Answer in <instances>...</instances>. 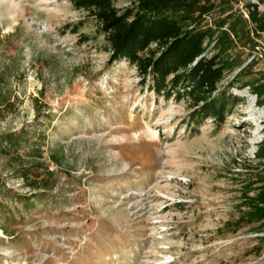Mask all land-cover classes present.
<instances>
[{"label": "rangeland", "instance_id": "374dc122", "mask_svg": "<svg viewBox=\"0 0 264 264\" xmlns=\"http://www.w3.org/2000/svg\"><path fill=\"white\" fill-rule=\"evenodd\" d=\"M240 56L254 63L219 83L223 122L195 125L186 94L165 99L127 61L109 64L70 0H0V264H264V233L226 226L264 138L243 86L263 80L264 51Z\"/></svg>", "mask_w": 264, "mask_h": 264}, {"label": "trees", "instance_id": "16d2710c", "mask_svg": "<svg viewBox=\"0 0 264 264\" xmlns=\"http://www.w3.org/2000/svg\"><path fill=\"white\" fill-rule=\"evenodd\" d=\"M70 2L95 19L109 64L127 61L141 84L149 81L148 88L165 99L186 94L194 106L188 119L195 125L204 117H211L216 127L221 125L232 101L227 91L219 90V83L237 69L230 84L247 76L254 57L244 65L241 52L264 51V8L259 7H264V0H132L124 9L113 0ZM238 3L242 8H234ZM208 48L213 50L210 56L205 54ZM243 86L251 89L257 106H264V77ZM2 140L10 147L18 146L13 134ZM254 158L260 169L243 185L239 215L226 226L237 230L247 225L264 233V138ZM25 204L26 213L35 209ZM259 240L264 241V234Z\"/></svg>", "mask_w": 264, "mask_h": 264}]
</instances>
